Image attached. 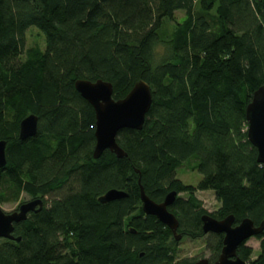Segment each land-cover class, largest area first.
I'll list each match as a JSON object with an SVG mask.
<instances>
[{
  "label": "trees",
  "instance_id": "obj_1",
  "mask_svg": "<svg viewBox=\"0 0 264 264\" xmlns=\"http://www.w3.org/2000/svg\"><path fill=\"white\" fill-rule=\"evenodd\" d=\"M176 11L184 17L169 34ZM30 27L43 49L25 47ZM77 79L110 82L115 100L138 80L150 86L142 128L117 133L125 157L93 159L94 111ZM263 83L264 0H0V203L21 193L44 202L13 224L19 241L0 239V264H193L175 260L171 230L142 212L140 185L155 202L184 194L168 208L184 236L205 235L195 191L214 192L212 217L257 225L264 176L245 108ZM28 114L37 133L20 140ZM188 160L201 176L195 187L175 178ZM109 189L127 196L99 202ZM209 236L216 260L222 235ZM255 238L257 257L245 244L237 256L264 264V230Z\"/></svg>",
  "mask_w": 264,
  "mask_h": 264
},
{
  "label": "water",
  "instance_id": "obj_2",
  "mask_svg": "<svg viewBox=\"0 0 264 264\" xmlns=\"http://www.w3.org/2000/svg\"><path fill=\"white\" fill-rule=\"evenodd\" d=\"M74 89L94 111L93 159H98L105 150L112 152L117 158L125 157L126 153L116 142L117 133L122 129L142 128L152 102L150 86L143 80H138L122 99L117 100L112 97V84L101 79L94 81L77 79L74 81ZM245 120L247 140L256 149V162L261 166L264 176V83L252 93L251 100L245 108ZM37 129V116L28 114L19 122L18 137L20 140L31 138L36 135ZM5 144L4 140H0V169L6 165ZM176 195L175 191H170L161 202H155L146 195L142 186H139L142 212L156 217L171 230L174 240L178 241L182 237L177 231L178 220L168 209L174 203ZM126 196L122 190L109 189L98 197V201L108 203ZM42 205V199L35 198L20 203L15 210L8 213L0 209V239L19 241L20 237L12 234L13 224L24 221L29 213L39 212ZM200 220L203 234L222 235L220 253L211 264H250L238 257L236 251L249 238L259 235L264 230V219L256 225L250 218L245 217L235 224L233 215L216 219L205 213L201 215ZM193 264L209 262L206 258H200Z\"/></svg>",
  "mask_w": 264,
  "mask_h": 264
},
{
  "label": "rangeland",
  "instance_id": "obj_3",
  "mask_svg": "<svg viewBox=\"0 0 264 264\" xmlns=\"http://www.w3.org/2000/svg\"><path fill=\"white\" fill-rule=\"evenodd\" d=\"M183 17V11H176L174 13L173 21L164 22L165 28L169 34L175 29L176 24L182 21ZM35 46H38L41 49L44 48L43 35L36 28L30 27L25 34V47L30 48ZM175 178L184 185L195 187L201 176L195 169H193L192 160H188L182 163L177 169ZM195 196L201 201L202 207L207 214H214L218 210L220 203L216 200L213 191H195ZM176 197H184V194H178ZM29 199L30 198L26 194L21 193L17 200L1 202L0 209L6 213L11 212L15 210L20 203L28 201ZM172 239L174 240V238ZM210 239L209 234H205L197 239L182 235L180 240H174L176 243L175 260L181 261L186 259L189 262L194 263L200 258H206L208 259L209 264H211L215 260L211 258L212 254L207 249V243ZM245 246L251 248L252 254L250 256V261L254 260L259 253V241L255 237H251L245 242Z\"/></svg>",
  "mask_w": 264,
  "mask_h": 264
},
{
  "label": "flooded vegetation",
  "instance_id": "obj_4",
  "mask_svg": "<svg viewBox=\"0 0 264 264\" xmlns=\"http://www.w3.org/2000/svg\"><path fill=\"white\" fill-rule=\"evenodd\" d=\"M43 205H44V202H43ZM43 205H42V207H43Z\"/></svg>",
  "mask_w": 264,
  "mask_h": 264
}]
</instances>
